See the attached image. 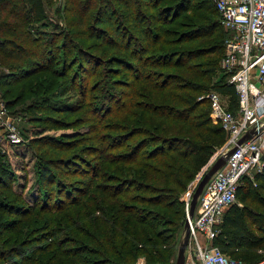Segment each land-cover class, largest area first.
Segmentation results:
<instances>
[{
    "label": "trees",
    "instance_id": "trees-1",
    "mask_svg": "<svg viewBox=\"0 0 264 264\" xmlns=\"http://www.w3.org/2000/svg\"><path fill=\"white\" fill-rule=\"evenodd\" d=\"M44 1L47 3L46 0H0V64H9V76L18 75L20 80H26L41 70L50 69L46 62L54 60L61 51L63 63L60 68L52 69V74L67 77L70 81L65 88L67 91L79 89L85 95L87 85L84 80L87 78L84 74L90 73L94 66L101 65L105 60L81 47H77V55L72 57L73 38L58 24L56 26L59 30L53 32L40 31L34 27L33 24L44 17ZM193 1L173 0L168 3L169 0H67L65 10L74 17L73 26H84L85 16L94 10V17L87 25L88 34L85 36L87 39L94 38L96 45L89 46L123 53L125 57L113 60L126 69V74L133 81L115 83L111 72L123 71L108 70L109 67H106L104 75L107 79L100 82V91L110 100L116 97L114 90L117 85L127 84L129 87V91L122 93L125 102L117 101L116 111L103 100L98 104L101 106L100 114L106 110L107 115L113 114L117 122H112L116 125L107 127L102 124L103 119L98 122L101 125L93 127V136L83 139L69 136H64L62 140L43 136L32 139L37 150H43V156L38 161V181L43 186L42 194L46 202L42 209L66 211L81 204L82 199L96 187L104 195L97 203L110 198L126 197L133 202L139 201L152 208L169 211L174 216L178 212L179 219L180 210L176 213L171 211L175 200L179 199L180 193L227 138L222 125L212 122L208 99L198 100V95L207 91L212 84V76L218 70L219 63L196 60L205 53L218 51L220 47H158H162L163 43L173 46L202 37H212L210 34L219 28L218 22L208 18L210 22L205 27L193 25L189 31L178 34L174 41H165L164 25L189 10ZM72 21L68 22L69 26ZM74 34L80 36L76 32ZM75 64L77 70L70 73ZM77 78L81 79L80 85ZM214 87L223 92L236 91L226 81ZM47 88L49 87L44 84H38L37 87L26 85L15 99L8 100V106H15L27 98V93H31L33 96L30 104L35 109L33 122H37L42 129H46L43 124L46 120L54 121L52 117L44 115V112L61 111L72 114L85 106L84 101L79 103V107L48 101L41 105L38 102L46 99L41 98L43 95L40 92ZM231 107H236V103ZM97 110L98 108H94L92 112ZM123 116L126 123L120 121ZM98 129H120L124 133L120 136L105 135ZM117 140L118 143H115ZM85 141H91L95 146H91V151H86L87 144L82 145V152L100 154V162L88 161L81 154L71 153ZM118 148L122 149L110 152ZM107 160L117 164V173L113 177H107L106 183H98L96 180L105 176L102 166ZM123 168L125 176L120 174ZM65 177L72 179L68 180L70 185L63 181ZM255 177L258 186L264 189V170ZM11 189L5 188L6 191ZM240 190L241 187L238 196ZM250 190L255 196L253 199L257 210L250 209L247 204L241 206L239 201L231 205L224 214L221 230L215 238V243L223 252L231 258L239 257L246 263L251 261L246 253H255L264 248V197L258 198V193L252 187ZM130 192L136 196L128 197ZM2 205L0 203V227L6 224L3 221ZM96 209L104 211L94 218L93 228L87 234L91 243L78 246L72 255L79 252L85 255L71 264H134L140 253L145 255L144 264H170L171 254L164 243V228H157L156 223L151 222V215L157 214L152 209H139L135 203H123L113 209L99 205ZM127 213V218L123 217ZM75 217L78 220V216ZM167 220V223L174 224L178 221L170 218ZM75 228L79 232V227ZM50 231V237H53L55 233ZM9 240L3 238L1 241L4 248H0V262L25 264L22 262L25 255H21L17 247L6 248ZM62 254L57 250L46 264H54L55 256ZM9 255H13L12 260L5 259ZM27 259L30 260L29 257Z\"/></svg>",
    "mask_w": 264,
    "mask_h": 264
},
{
    "label": "rangeland",
    "instance_id": "rangeland-1",
    "mask_svg": "<svg viewBox=\"0 0 264 264\" xmlns=\"http://www.w3.org/2000/svg\"><path fill=\"white\" fill-rule=\"evenodd\" d=\"M172 1L173 0H169L168 3ZM46 2L47 3H45L44 1V17L41 18L38 22L34 23V27L40 29V31L53 32L59 30V28L57 29L56 26L58 24L63 29L67 30L70 33V36L73 38L74 44L71 45L72 47H74L72 57L77 55V47H81L103 58L102 60H105V62L97 67L94 66L92 70H90V73L84 74L86 75L85 78H87L84 80V84L87 85L85 95H83L79 89L77 91H67L65 88L70 82L67 77L63 78L62 76L52 74L51 70L60 68L63 63L61 51L58 54V57L54 58V60L51 59L50 61L46 62L47 65H50L48 66L51 67L50 69L41 70L40 72H38V74L32 75L26 80H20L18 78V75L13 77L9 76V73H11L9 70L11 68L9 67V64H0V99L6 102L8 107V116L17 125L20 131V135L23 139V142L17 147L10 146L8 142H3L2 144H0V203H3L2 206H4V211L2 213L4 214L3 221H5L4 223H6L3 224V228L0 227L2 228V230H0V248H4L1 243L2 239L8 238L10 240L6 244V248L17 247V251H20L21 255H25V258L22 260V262L25 264H46L48 258L52 254L56 253L57 250H59V252H62L63 254L60 256H55L53 260L54 264H71L72 261H78L80 260V257H84L85 255L80 252L78 254L72 255L76 252L78 246L80 244L91 243V239L87 234L93 228L95 220L94 218L98 215H101L104 211L96 209L97 207H99V205H104L109 209H113L115 206H122L123 203H135L137 208L152 209L154 213H157L159 215L158 216L157 214H152L151 222L156 223L157 228H164V236L166 237L164 243L166 249H168L171 254L169 263L176 264L178 250L181 242L185 237V222L189 210V208L187 209L186 207V203L183 204L181 202V197L188 189H191L192 199V194L194 193L195 188L204 171L208 170L209 166L219 156H221V154L219 155V153L225 147L226 142L209 157L206 164L201 167L196 176L188 183L185 190L180 193L181 195H179V199L175 200V204L171 207V211L172 213H176L178 210H180L179 219L178 212L176 216H174L169 213V211H163L160 208H152L151 206L142 204L139 201L133 202L126 197L110 198L108 201L97 203V201L100 200V198H103L104 195L101 191L96 190V187H93L89 195L82 199L81 204L72 206L66 211L53 212L52 210L50 211L42 209L43 205L46 202L43 199L44 197L42 194L44 191L42 189L43 186L38 181V161L43 156V150H37L36 146H34L32 143V139H34V137L36 136L50 137L52 139L60 140H62L64 136L83 139V137L93 136V134L95 133L93 127H95L97 124L101 125V122H98L101 120L103 121V119L104 121L102 124L107 125V127L116 125L115 123L117 122V119L114 118V115H107V110L103 114L102 112L100 114L99 111L101 110V106H99L98 104H100L103 100L105 104H109L111 106V109L113 111H116L117 101L122 100V103L125 102L122 93L124 91H129V87L127 86V84L117 85L116 89L114 90V92L116 93V97H113V100H110L111 98L106 99L103 96V93L100 91L99 88H101L102 86L100 82L102 79H107V77H105L104 75L106 67H109L107 68L108 70L123 71L122 73L111 72L112 77H115V83H120V81H133L126 74V69H123L121 64H119L117 61L116 62L118 64H115V60H113L118 59L119 57H125L123 53L121 54L115 50L108 52L104 47L97 49L89 46L95 44L94 38L87 39L86 37L88 34L87 25L94 17V10L91 11L87 16H85L84 26H73L75 25V21L73 20L74 17L68 14V11L66 12L65 10V4H67V0H46ZM200 5L202 6L199 7ZM208 18L219 23V28L215 30V33L210 34L212 37H202L200 39H197L196 41H187L188 43H183L180 45L177 44L168 46L167 43H163L161 45L162 47L158 46L159 49H206L215 45L220 47L218 51L211 52L209 54L205 53L196 60L197 62L204 63L205 61L210 64L219 63L218 70H216V72L212 76V84L207 89V91H203L200 95H198V100L206 98L211 89L218 90L214 87V85H220L221 83L224 84L226 81V77L223 76L225 75V72L221 66V60L228 48L227 41L231 33L222 24L221 16L215 10V5L212 0H194L189 10L182 13L171 23H167L164 25V39H166V42H172L178 34L185 33L192 29L191 26L193 25L205 27L207 25L206 23L210 22ZM70 21H72L71 26H69L68 24V22L70 23ZM219 29H221L220 34L218 32ZM74 32L80 34V36L77 37ZM44 39H46V37H44ZM60 41L61 36L59 42ZM70 70V73L75 72L77 70V64L72 65ZM7 74L8 76H6ZM80 80V78H77L79 85ZM6 81H9V84H6ZM38 84H44L45 87H49L46 90L47 92L45 90H41L40 92V94L43 95L41 98L46 99L40 100L38 102L41 105L44 101H48V103H68L72 104L75 107H79V103H82L84 101L85 106L72 114L61 111L44 112V115L52 117L54 121L49 122V120H46L43 123L46 129H42L41 127H39V124L37 122H33L35 109H33L30 104L32 102L33 96L31 93H27V98H25L23 101H20L15 106H8V100L15 99L16 95L20 93L24 86L30 85L37 87ZM111 90L113 89L111 88ZM137 90H140V88H138ZM220 93L222 99L230 108H233L231 106H234L235 103L237 104L236 91L235 93L220 91ZM208 105L206 106L207 108ZM94 108H98L97 112L95 113L92 112ZM114 120H116L115 123L112 122ZM120 121L126 123L125 116L121 117ZM212 122L214 124H219L214 122L213 119ZM38 129L44 132L40 133ZM98 130L102 134L112 136H120L122 135V133H124L123 130L120 129ZM92 142L94 141L92 140ZM92 142H83L82 144H80L79 148L72 150L71 153L75 152L77 154H81L88 161L100 162V154H85L81 150L82 145L84 146L87 144L88 148L86 151H91V146H95V144ZM115 143H118V140ZM120 149L122 148H118L117 150H110V152L114 153L115 151H118ZM116 165V163L110 162L109 160L105 161L102 166V171L105 172V176H100V178L96 181H98V183H106L105 179L107 177L115 176V173H117L115 170ZM120 174L122 176H125L124 168L122 169ZM254 179L256 181V177H254ZM68 180L72 181V179H69V177L63 178V181H66L67 185H70V182ZM10 187L12 188L11 191L5 190V188ZM250 187H252L256 193H258V198L264 197V189L258 186L257 181L254 182L250 176H246L241 186L237 201H239V204L241 206L247 204V207H249L250 209L257 210V207H255V199H253L255 196L251 194ZM128 194H130V196L128 197L136 196L135 194H133V192H130ZM137 197L139 196L137 195ZM116 203L121 204L115 205ZM128 215L129 214L127 213L123 217L127 218L126 216ZM75 216H78V220ZM168 218L173 219L174 221L176 219L178 221L176 224H174V222L167 223ZM75 226L79 227V232L75 230L77 229L75 228ZM50 230L54 231L55 233L53 237H50ZM263 249H259L258 251H255V253L254 251H250L251 254L246 253V257L251 260L248 263H246L245 261H241L239 257L235 258L232 256V258L236 261H240L241 264H264ZM27 257H29L30 260H26ZM5 259L12 260L13 255H9ZM139 259L144 260L145 262V255L143 253H140V255L136 258L135 263ZM19 263L21 264V262ZM0 264H2V262H0ZM186 264H200L194 252L193 243H190V240L186 249Z\"/></svg>",
    "mask_w": 264,
    "mask_h": 264
},
{
    "label": "built area",
    "instance_id": "built-area-1",
    "mask_svg": "<svg viewBox=\"0 0 264 264\" xmlns=\"http://www.w3.org/2000/svg\"><path fill=\"white\" fill-rule=\"evenodd\" d=\"M224 27L230 31L228 48L221 60L226 83L237 92L236 107L226 105L217 90L207 94L210 117L227 132L225 147H232L226 163L205 185L196 212L189 221V240L200 264H241L215 243L226 210L238 201L244 178L264 170V0H212ZM247 132L251 136L238 144ZM17 147L23 139L17 125L8 116V107L0 99V144ZM191 189L181 197L189 208ZM135 264H144L139 259Z\"/></svg>",
    "mask_w": 264,
    "mask_h": 264
},
{
    "label": "water",
    "instance_id": "water-1",
    "mask_svg": "<svg viewBox=\"0 0 264 264\" xmlns=\"http://www.w3.org/2000/svg\"><path fill=\"white\" fill-rule=\"evenodd\" d=\"M250 136H251V132H247L245 135H243L238 140V144L242 143L244 140H246ZM235 149H236V147H232L226 153L219 156L209 166L208 170L204 171L202 177L200 178V180H199V182L195 188V191L192 194V199L190 201L188 215H187L186 222H185V237H184V240L180 244L178 254L176 257V264H186V249H187V246L189 244V234H190L189 221H190V219L193 218V216L195 214L198 199H199L205 185L209 182V180L211 179L213 174L226 163L228 155L231 154L232 152H234Z\"/></svg>",
    "mask_w": 264,
    "mask_h": 264
}]
</instances>
